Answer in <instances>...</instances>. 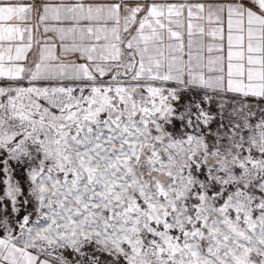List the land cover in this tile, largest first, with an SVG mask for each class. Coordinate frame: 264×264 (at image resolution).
Instances as JSON below:
<instances>
[{
  "label": "snow or ice",
  "instance_id": "6c2138e0",
  "mask_svg": "<svg viewBox=\"0 0 264 264\" xmlns=\"http://www.w3.org/2000/svg\"><path fill=\"white\" fill-rule=\"evenodd\" d=\"M0 264H264V0H0Z\"/></svg>",
  "mask_w": 264,
  "mask_h": 264
}]
</instances>
